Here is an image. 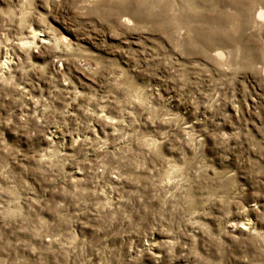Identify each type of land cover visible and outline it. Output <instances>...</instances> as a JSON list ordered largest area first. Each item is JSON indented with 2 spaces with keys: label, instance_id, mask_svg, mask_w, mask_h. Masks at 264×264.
Listing matches in <instances>:
<instances>
[{
  "label": "clouds",
  "instance_id": "obj_1",
  "mask_svg": "<svg viewBox=\"0 0 264 264\" xmlns=\"http://www.w3.org/2000/svg\"><path fill=\"white\" fill-rule=\"evenodd\" d=\"M0 264H264V0H0Z\"/></svg>",
  "mask_w": 264,
  "mask_h": 264
}]
</instances>
